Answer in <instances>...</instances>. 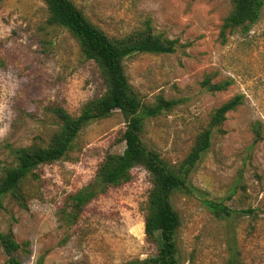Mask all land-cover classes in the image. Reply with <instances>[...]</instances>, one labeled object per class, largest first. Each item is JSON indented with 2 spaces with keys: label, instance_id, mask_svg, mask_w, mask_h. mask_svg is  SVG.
<instances>
[{
  "label": "rangeland",
  "instance_id": "rangeland-1",
  "mask_svg": "<svg viewBox=\"0 0 264 264\" xmlns=\"http://www.w3.org/2000/svg\"><path fill=\"white\" fill-rule=\"evenodd\" d=\"M71 1L112 38L150 32L174 40L172 53L123 61L143 105L177 100L146 117L140 133L167 167H179L216 107L242 96L189 171L187 187L171 195L177 264H228L233 254L241 264H264V0L248 31L226 32L225 40L230 0ZM48 17L44 0H0V178L16 164L14 149L49 145L61 124L56 108L77 116L105 90L96 63ZM205 78L227 85L210 91ZM124 130L119 110L88 122L61 158L34 167L15 195L2 197L0 233L19 245L12 252L19 264H122L157 255V234H144L151 181L143 166L92 198L72 222L60 212L106 154L122 153ZM8 258L0 244V264Z\"/></svg>",
  "mask_w": 264,
  "mask_h": 264
},
{
  "label": "trees",
  "instance_id": "trees-1",
  "mask_svg": "<svg viewBox=\"0 0 264 264\" xmlns=\"http://www.w3.org/2000/svg\"><path fill=\"white\" fill-rule=\"evenodd\" d=\"M48 12V22L66 28L78 41L81 54L92 60L100 69L105 90L98 97L86 101L77 116H72L63 108L55 109L60 128L51 137L48 146L16 148L13 151L16 164L4 171L0 178L1 199L7 193L17 192L19 180L34 167L61 158L70 148L72 141L88 122L102 119L112 111L119 110L125 119L122 139L125 147L120 154H106L99 164L94 179L87 185L67 196V203L60 212L72 222L79 211L95 196L103 193L108 186H117L130 179L134 167L143 166L149 173L151 189L148 194V212L144 218V234L151 238L157 234V255L146 259H135L122 264H177L175 232L179 225L178 214L171 203L173 191L186 188V178L201 155L211 145L214 131L222 132V125L229 111L242 103L237 94L210 115L207 126L201 130L179 167H167L159 155L148 150L141 139V129L146 117H156L177 104L176 99L159 97L154 104L143 105L132 89L124 71L123 61L136 53H172L174 40L162 39L150 32L112 38L99 26L89 21L71 0H44ZM231 10L224 17L221 36L226 32L240 30L247 32L254 24L263 6V0H230ZM210 91L223 90L227 83L211 84L208 78L203 83ZM211 205V204H209ZM0 233V244L9 256L10 264H19L12 252L19 248L9 236ZM228 264H241L235 255Z\"/></svg>",
  "mask_w": 264,
  "mask_h": 264
}]
</instances>
